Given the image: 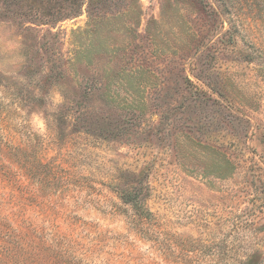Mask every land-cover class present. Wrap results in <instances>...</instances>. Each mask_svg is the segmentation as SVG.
<instances>
[{"label":"rangeland","instance_id":"obj_1","mask_svg":"<svg viewBox=\"0 0 264 264\" xmlns=\"http://www.w3.org/2000/svg\"><path fill=\"white\" fill-rule=\"evenodd\" d=\"M72 6L0 0V264L264 259V0Z\"/></svg>","mask_w":264,"mask_h":264},{"label":"trees","instance_id":"obj_2","mask_svg":"<svg viewBox=\"0 0 264 264\" xmlns=\"http://www.w3.org/2000/svg\"><path fill=\"white\" fill-rule=\"evenodd\" d=\"M69 1H70V4H73V6H77V7L84 3V0H69ZM78 13L79 12L77 11V9L75 10L71 9V11H69L68 13H65L59 18L52 19V22H58L63 19H69L72 16H76ZM122 194H123L122 198L125 201H127L129 204L133 205L136 214H138L140 217L141 216L148 217L150 215V212L145 206V196H144L143 190L134 188L132 190L122 191ZM239 264H264V259L250 257L243 261H239Z\"/></svg>","mask_w":264,"mask_h":264},{"label":"clouds","instance_id":"obj_3","mask_svg":"<svg viewBox=\"0 0 264 264\" xmlns=\"http://www.w3.org/2000/svg\"><path fill=\"white\" fill-rule=\"evenodd\" d=\"M61 102H62V101H61V99H60L59 96H54V97H53V100H52L53 105H58V104L61 103ZM36 123H37L38 125H41V124H42V121L39 119V117L36 118Z\"/></svg>","mask_w":264,"mask_h":264}]
</instances>
